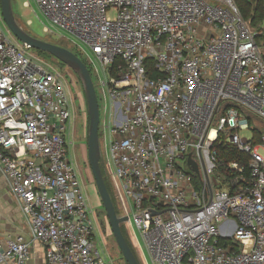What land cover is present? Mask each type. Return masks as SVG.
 I'll list each match as a JSON object with an SVG mask.
<instances>
[{
  "label": "built area",
  "instance_id": "1",
  "mask_svg": "<svg viewBox=\"0 0 264 264\" xmlns=\"http://www.w3.org/2000/svg\"><path fill=\"white\" fill-rule=\"evenodd\" d=\"M239 1L34 0L92 56L77 48L101 93L100 161L152 264H264V21L253 28ZM73 135L65 78L0 14V173L29 231L0 241V264H29L35 246L45 264H109Z\"/></svg>",
  "mask_w": 264,
  "mask_h": 264
},
{
  "label": "rangeland",
  "instance_id": "2",
  "mask_svg": "<svg viewBox=\"0 0 264 264\" xmlns=\"http://www.w3.org/2000/svg\"><path fill=\"white\" fill-rule=\"evenodd\" d=\"M12 10H13V14H14V17L17 23L20 25V27L23 30H25L30 35L38 39L47 41L49 43L55 44V45L65 46L66 49L70 50L71 52H74V50H76L77 52V48H79L91 56L90 52L75 37H73L72 35L64 31H57V30L54 31L51 28V26L47 23V21L45 20L40 8L36 5L34 0H12ZM109 16L112 17L113 15L109 14ZM46 28L51 33V36H49L50 33L45 31ZM30 51L34 55L39 57L42 61H44L47 65H51L56 70L61 72V74L66 80L67 91L72 100L73 110H74V135H73L74 149H73V153H74L75 160H76V167H77L78 172L80 173L81 180L83 182V186H84L87 199L89 202V206L96 219L97 226H98V232L100 234V238L103 243L102 245L100 242V244L97 245V248L100 254L104 257V259L109 264H125L116 246V243L113 239L111 229L108 224L107 217H106V213L102 206V202L97 192L94 179H93V176H92L89 164H88V158H87L88 115H87L86 98L83 92L82 84L79 78L77 77V75L73 73L72 70H70L64 65H61L57 60L53 59L52 57L51 59H47V58L38 56L35 53V51L32 49H30ZM100 76L103 79L101 72H100ZM91 78H92V82L96 90L98 104H99V115H100L99 140H100V146L102 148L101 125L103 124V119H104L103 111L104 110H103L102 100L100 101L101 93H100V90L98 91L96 79L94 76H92ZM239 136L244 137L246 139H250L251 132L241 131ZM105 141L107 143L109 142V135H108L107 130H106ZM259 152L262 153V151H259ZM101 168H102V173H103L106 185L109 187V194L111 196V200L115 207L117 216L124 217L123 216V199L116 190L114 179L112 178L111 173L106 168H104L102 164H101ZM121 231L124 237L126 238L127 242L129 243L138 262L140 264H144V262H146V264H152L151 258L146 249L144 241L142 240L139 233L134 229L132 232V228L128 226L127 224L121 225ZM130 232L135 233L136 235L135 242H136V245H137V248L140 254L137 252L136 248L133 246V241L130 238L131 236Z\"/></svg>",
  "mask_w": 264,
  "mask_h": 264
},
{
  "label": "water",
  "instance_id": "3",
  "mask_svg": "<svg viewBox=\"0 0 264 264\" xmlns=\"http://www.w3.org/2000/svg\"><path fill=\"white\" fill-rule=\"evenodd\" d=\"M0 14L6 28L12 36L17 39V41L27 45L34 51L49 55L53 59L57 60L61 65H64L72 70L79 78L87 104V158L94 183L106 213L113 239L121 257L123 258L125 264H140L121 231V225L125 224L128 219L127 217L117 216L115 207L104 182L100 161L99 104L96 90L86 65L79 57L65 47L38 39L23 30L14 17L12 0H0ZM188 165L191 171L199 176L197 166L191 162L190 159L188 160Z\"/></svg>",
  "mask_w": 264,
  "mask_h": 264
},
{
  "label": "crops",
  "instance_id": "4",
  "mask_svg": "<svg viewBox=\"0 0 264 264\" xmlns=\"http://www.w3.org/2000/svg\"><path fill=\"white\" fill-rule=\"evenodd\" d=\"M28 226L22 215L18 201L6 188L0 173V241L5 242L17 236L28 238ZM29 264H45L44 251L35 246Z\"/></svg>",
  "mask_w": 264,
  "mask_h": 264
},
{
  "label": "trees",
  "instance_id": "5",
  "mask_svg": "<svg viewBox=\"0 0 264 264\" xmlns=\"http://www.w3.org/2000/svg\"><path fill=\"white\" fill-rule=\"evenodd\" d=\"M238 6L240 8V12H241L244 20L248 21L253 28L258 27L259 23H262L264 21V11L262 10V0H240L238 2ZM63 47H65V46H63ZM35 53L38 56H41L43 58L51 59V57L45 53L38 52V51H35ZM73 53L77 57H79L80 60L86 65V63L84 62L82 57L79 55V53L76 52V50H74ZM87 69L90 73V69L88 67H87ZM146 69L148 70V75L150 77L153 76L152 73L154 71V68H153L152 61H149L146 63ZM255 137L258 140V138L260 137V134L255 133ZM216 149L218 151V164H219L218 171L220 173H223L228 178L232 177L233 173L228 170L227 165H228V163L237 159L238 154H237L236 150L231 145H229L228 143H225L223 146H220V147L217 146ZM242 159L244 161L246 159V157L243 155ZM195 181H196V179H195ZM104 182H105V179H104ZM105 185H106V182H105ZM106 187H107V190L109 192V187L107 185H106Z\"/></svg>",
  "mask_w": 264,
  "mask_h": 264
},
{
  "label": "flooded vegetation",
  "instance_id": "6",
  "mask_svg": "<svg viewBox=\"0 0 264 264\" xmlns=\"http://www.w3.org/2000/svg\"><path fill=\"white\" fill-rule=\"evenodd\" d=\"M49 36H51V33H50V35Z\"/></svg>",
  "mask_w": 264,
  "mask_h": 264
}]
</instances>
